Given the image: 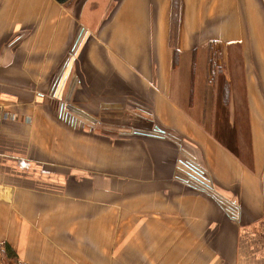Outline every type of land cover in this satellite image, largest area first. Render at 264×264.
I'll use <instances>...</instances> for the list:
<instances>
[{"label":"crops","instance_id":"0c3cea01","mask_svg":"<svg viewBox=\"0 0 264 264\" xmlns=\"http://www.w3.org/2000/svg\"><path fill=\"white\" fill-rule=\"evenodd\" d=\"M0 112V264H264V0H0Z\"/></svg>","mask_w":264,"mask_h":264},{"label":"trees","instance_id":"16d2710c","mask_svg":"<svg viewBox=\"0 0 264 264\" xmlns=\"http://www.w3.org/2000/svg\"><path fill=\"white\" fill-rule=\"evenodd\" d=\"M61 2L65 0H59ZM175 15H173L172 19L174 22ZM172 23V22H171ZM176 36V25L172 23L171 25V43L174 48V64L178 62L179 50L174 45V37ZM222 55V50L220 46L218 47L215 41H211L209 43V52H208V75H217L222 74V68L217 66V59ZM223 97L225 104H229L230 99V84L225 80V85L223 88Z\"/></svg>","mask_w":264,"mask_h":264},{"label":"built area","instance_id":"2783aa9c","mask_svg":"<svg viewBox=\"0 0 264 264\" xmlns=\"http://www.w3.org/2000/svg\"><path fill=\"white\" fill-rule=\"evenodd\" d=\"M3 114L0 112V127L3 121ZM14 188L10 185L0 183V200L11 203L14 197Z\"/></svg>","mask_w":264,"mask_h":264},{"label":"rangeland","instance_id":"374dc122","mask_svg":"<svg viewBox=\"0 0 264 264\" xmlns=\"http://www.w3.org/2000/svg\"><path fill=\"white\" fill-rule=\"evenodd\" d=\"M173 5H174V7L176 6V1L173 3ZM173 15H175V19H174V22H173V20H172V23H175V25H176V29H177V27H178V19L176 18V14L175 13H173ZM87 20V16L86 17H83V21H86ZM225 117H227L228 118V115H226L225 114ZM226 126H225V130L227 131V133L229 132L227 129H228V127H227V123L225 124ZM222 132V131H221ZM231 132V131H230ZM157 134L158 135H160L161 134V131H157Z\"/></svg>","mask_w":264,"mask_h":264}]
</instances>
